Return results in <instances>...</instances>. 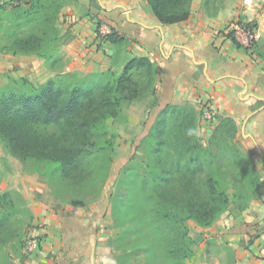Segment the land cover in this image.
Here are the masks:
<instances>
[{"label": "trees", "instance_id": "trees-1", "mask_svg": "<svg viewBox=\"0 0 264 264\" xmlns=\"http://www.w3.org/2000/svg\"><path fill=\"white\" fill-rule=\"evenodd\" d=\"M72 1L0 0V32L6 39L5 51L55 62L59 46L68 41L67 31L60 33L57 19ZM146 1L163 25L185 21L191 14L192 0ZM223 1L203 0L204 11L217 15L216 3ZM237 17L241 26L257 27L256 21ZM234 20L236 17L231 23ZM226 35L237 48L250 50L251 45L238 42L234 31ZM101 39L109 41L114 50L127 41L114 31ZM258 49L257 56L264 59L263 46ZM113 67L110 63L107 70L84 76L59 73L40 86L21 78L1 88L0 143L22 163H47L50 178L80 184L86 178L81 172L83 163L99 152L98 138L107 120L119 117L125 104L147 98L154 88L157 66L148 56L125 59L119 74ZM166 114L171 119L168 126L163 120ZM201 115L194 102L171 100L154 127H162L154 152L168 146L173 159L168 164L158 154L156 166L140 172V182L136 184L141 213L151 236L147 250L150 264H156L157 259L164 264H186L203 240V232H190L188 220L209 227L230 206L236 216L263 194V173L254 166L251 153L239 139L237 121L227 114H215L216 124L204 144L199 135ZM225 162L233 168L231 174ZM200 163L206 165V172L199 171ZM130 183H135V179ZM131 206L135 209L138 205ZM16 210L11 193L0 194V250L13 242H21L23 248V230Z\"/></svg>", "mask_w": 264, "mask_h": 264}, {"label": "rangeland", "instance_id": "rangeland-1", "mask_svg": "<svg viewBox=\"0 0 264 264\" xmlns=\"http://www.w3.org/2000/svg\"><path fill=\"white\" fill-rule=\"evenodd\" d=\"M75 2L76 0H73L72 4ZM134 2L144 13L152 12L146 0H134ZM92 4L96 5V2L93 1ZM216 5L219 6V12L210 16L204 11L203 0H192L190 17H194L198 24L218 20V33L225 35L234 31L230 27L231 23L229 24L232 17L238 20L237 16H241L243 20H254L258 24L257 14H264V0H224L222 4L216 3ZM77 9L80 13L84 11L81 6H77ZM75 21L74 10L69 4L62 9L57 19L60 33L67 31L65 39L68 41L59 46L54 57L55 62L33 55L27 57L20 55L22 58L18 59L15 65L0 74V89L20 81L21 78H26L33 85L40 86L59 73L70 72L84 76L82 71L71 69L64 47L70 40ZM124 21L121 19L120 23L115 20H110L107 24L104 22L107 30L114 31L127 40L126 44L115 50L112 49L110 54L109 63L114 64L112 70L117 74L121 72L125 59L146 54L135 46L136 38L127 36L126 28L122 26ZM95 24L96 34H99L98 30L104 26L103 22L99 21ZM1 34L2 32H0V53L8 54L4 49L6 39L2 38ZM158 36L159 34L157 42H160ZM234 36L240 44L242 42L243 46L247 45L243 42H248V36L242 29L235 30ZM258 46L264 48V30L260 32L257 40L251 42L249 48L252 56H257V51L260 50ZM155 50L156 48L154 49L156 53H148V57L157 66L153 90L147 98L125 104L116 119L107 120L98 138L99 152L83 163L81 172L86 174V178L80 184L50 178V167L47 163L38 164L34 160L22 163L0 143V194L11 193L17 205L16 216L22 226V238L26 235H36L35 229L42 228L36 218L45 216L46 207L55 211L69 210L72 214L83 212L84 216L89 218L90 224L93 218L95 219L94 264H150L147 250L150 246L148 239L151 236L148 235L147 223L141 213L143 207L136 184L140 182V172H147L150 165L156 166L155 160L158 154L171 164L173 154L168 146L160 152H154L153 146L162 128L160 126L157 130L154 127L158 117L171 100L181 101L180 98L173 97L169 76L167 78L161 67L160 54ZM259 58L264 64L263 57ZM202 67L195 70V77L203 79ZM163 120L166 126L171 123L168 114ZM215 124L216 120L205 122L200 120L199 135L202 143L207 144ZM237 124L239 139L245 145L246 138L242 136V124ZM251 155L254 166L259 170L258 163L263 162L260 155L254 150ZM224 165L229 167L228 174H231L233 168L230 163L225 162ZM197 167L200 172L207 171L206 165L202 163ZM123 172H128V175L125 176ZM134 179L135 183L129 184ZM132 200V203L138 205L135 209L131 206ZM229 216H234L232 206L218 220L223 217L228 219ZM216 222L209 227H200L192 220L186 222L192 234L203 232V240L195 247L193 255L186 260V264H220L219 261L230 259L232 253L228 240L219 238L211 232V227ZM90 224L89 230L93 228ZM20 245L21 242H13L3 246L0 250V264H11V256L19 255L22 249ZM156 264H164V262L157 259Z\"/></svg>", "mask_w": 264, "mask_h": 264}, {"label": "crops", "instance_id": "crops-1", "mask_svg": "<svg viewBox=\"0 0 264 264\" xmlns=\"http://www.w3.org/2000/svg\"><path fill=\"white\" fill-rule=\"evenodd\" d=\"M70 5L76 23L64 47L72 70L84 74L107 70L112 46L96 34L95 23L102 21L105 25L104 22L107 24L110 20L120 23L124 19L122 26H125L127 36L136 38L135 46L146 52L143 55L149 56L155 48L158 50L173 97L190 100L200 109L208 102L216 114H227L242 124V136L246 138L244 146L250 153L257 151L263 161L257 166L263 173V194L251 201L241 214L218 220L211 232L228 240L231 249L230 259L219 261L220 264H264L262 60L252 56L251 50L237 48L226 34L218 33V20L198 24L194 17H189L176 24L163 25L152 12L144 13L134 0H76ZM77 6H81L83 13ZM257 17L260 34L264 30V14H257ZM158 34L160 42H157ZM21 58L20 55L0 53V74ZM199 67L203 68V79L195 77ZM44 213L45 216L36 218L42 225L35 229L40 237L39 250L25 254L21 249L19 255L11 256V264H94L95 219L89 230L90 220L83 212L72 214L69 210L55 211L46 207Z\"/></svg>", "mask_w": 264, "mask_h": 264}, {"label": "built area", "instance_id": "built-area-1", "mask_svg": "<svg viewBox=\"0 0 264 264\" xmlns=\"http://www.w3.org/2000/svg\"><path fill=\"white\" fill-rule=\"evenodd\" d=\"M231 27H232V30H240L242 29L246 34H247V41H244L243 44H247L245 46H250L251 45V42L252 40H257V37L259 36V33H258V30H257V27L255 28H250V27H246V26H241L240 24H238L237 22V19L234 20L231 24ZM99 38H103L104 35L108 34L110 31L107 30V26H101L99 28ZM242 44V42H241ZM201 112H202V115H201V120H203V122L205 121H212L214 116H215V111L214 109L212 108V106L206 102L202 105V108H201ZM39 247H40V239H39V236L37 235H26L24 237V245H23V252L25 254H33L35 252H37L39 250Z\"/></svg>", "mask_w": 264, "mask_h": 264}]
</instances>
